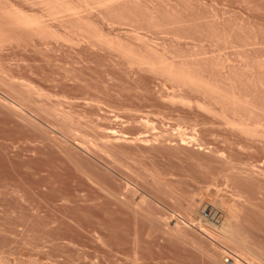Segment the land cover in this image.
I'll list each match as a JSON object with an SVG mask.
<instances>
[{
	"label": "rangeland",
	"instance_id": "rangeland-1",
	"mask_svg": "<svg viewBox=\"0 0 264 264\" xmlns=\"http://www.w3.org/2000/svg\"><path fill=\"white\" fill-rule=\"evenodd\" d=\"M27 1L0 6L66 40L0 45V264H264V127L226 119L264 122V0H124L83 26ZM145 44L220 96L135 63ZM203 205L236 211V240Z\"/></svg>",
	"mask_w": 264,
	"mask_h": 264
},
{
	"label": "bare ground",
	"instance_id": "bare-ground-1",
	"mask_svg": "<svg viewBox=\"0 0 264 264\" xmlns=\"http://www.w3.org/2000/svg\"><path fill=\"white\" fill-rule=\"evenodd\" d=\"M28 1H31L30 3H32V1L33 2L35 1V4L36 3L37 4L39 3L40 6H44L45 7L44 10L47 9L46 12L49 14V16H53L54 19L56 18V20H59V21L62 20L63 23H64V21L65 22L66 21L67 22L68 21H77V22L79 21L78 23L81 25V20L84 23L83 20H85V17H86L85 15L88 14V12H90V11L93 12V11H95V9H97L100 12V10L107 9V8L111 7L112 5L114 6V4L116 5V3H118V2H121L120 4H122L124 0H28ZM124 2H126V1H124ZM0 7H1L0 8V45H3L4 46V44L6 45V44H8V42L11 41L12 37L10 38L8 36L9 35L8 32H9L10 29H12V30L13 29L14 30H18V33H19V31H21V32L22 31L23 32L25 31V32H28V33L36 34V36H39L40 38L41 37L42 38L47 37V38H52L53 40L55 38H57L58 40H59V38L61 40H62V38L64 39V37H62L60 34H59V38H58L57 32L54 31V29L51 30V28L53 26L52 27L49 26L50 24L45 20V18L42 15L37 16L38 14L37 15L36 14H34V15L33 14H30V13L22 10L21 7L19 8L17 5H14L13 3L11 4V2L10 3L7 2L6 5H4V6L1 5ZM82 16L83 17L85 16L84 19H83ZM81 26H83V25H81ZM53 31H54V33H53ZM83 32H86L85 29H83ZM12 35L13 34H11V36ZM101 36L100 37L98 36L100 39H98L97 36L95 38L94 37L93 38L94 39H97L96 42L98 41V43L100 44L99 40H101V39H103L105 37V36L104 37H101ZM140 36H141V34H134L133 38H135V39L137 38L136 40H139L141 38ZM21 37H22V34H21ZM143 38H144V36H143ZM57 39H55V40H57ZM21 40L23 41V38ZM64 40H66V39H64ZM103 40H101V44L106 43L105 40H107V42H108V43H106L107 45L105 44V46H109L110 48H114V49H115L116 46H117L116 48L119 47L118 45L114 46V44L112 42L111 43H112L113 47H111V43H110V41H108V39H103ZM140 40H142V38ZM12 41H13V39H12ZM32 41H34V40H32ZM102 41H103V43H102ZM14 42H15V40H14ZM144 43H145V41H144ZM147 45H149V44H145L144 45V47L145 46L147 47L146 48V51L144 50L145 52H142L143 51L142 50L140 53H138V52L136 53V51L135 52L134 51H130V50H132V48H129L130 50L128 49V51H130L132 53V54H129V52L127 51V49L124 50L125 47L123 48V46L120 47L121 50H119V51H121V52L127 51L129 57L130 56H131V58L134 57V60H135L134 62L135 63L137 61L142 66L144 65V66H146L148 68H151L154 71L155 70H158V72L159 71L160 72H163L165 75L169 76L172 80L177 81L179 85L182 84V85H187L188 87H194V89L197 88L196 90L199 89V90L207 93L208 95H214L216 97L217 96H220V94H221V91L220 90L221 89L219 90L218 89L219 88L218 86L216 87V86H213L212 83H208L209 81L205 77H202L201 78V76H199V75L198 76L197 75L194 76L192 74L193 73L192 72V69L193 68L192 69L189 68V67H191V65L188 66L189 63H187V61H184V60L181 61L180 60L181 62H176L177 60L174 61V59L172 60L170 58H167V57L163 56V54H158V51L159 50L156 51V49H155L156 47H153L152 48L151 46H147ZM132 55H133V57H132ZM158 55H160V56H158ZM192 66H194V64ZM194 74H196V73H194ZM210 82H211V80H210ZM222 91H223V88H222ZM229 95H230V93H229ZM231 96H232V99L230 97L229 101H227V104L229 102V105H230V102H231V105H232V101L234 99L233 96L235 97V95H231ZM226 97H228L227 94H226ZM223 98H224V102L223 103H225V101L227 100V98H226V100H225V97H223ZM236 98H237V96L235 97L234 100H237L238 99V98L237 99ZM239 101L240 100H238V102ZM233 102H235V101H233ZM241 102L242 101H240V103ZM234 104H233V106H234ZM228 109H231V108H228ZM233 110H234V108H233ZM233 110H232V112H233ZM236 110H235V112H236ZM240 110H242V109L240 108ZM249 111H251V110H249ZM238 113H240V112H238ZM240 114H242V113H240ZM252 116L254 117L255 114L252 115ZM226 119H227V121H229V122H227L228 124L230 123L231 126H233L235 128H238L241 132H243V134H246V133H247L246 135L251 134L249 136H253L254 133L256 134L254 136H257L258 131L260 133V131H262L264 129L263 128L264 127V122H260V121L257 122V121H253L252 120V123H251V121H250L251 120V117L250 118H245V119H248V120L250 119L249 120L250 122H248L247 120H244L243 118L241 120L239 119V121H236V120H238L237 118H236V120L234 119L233 121L232 120L230 121V119L228 117ZM256 119H258V118H256ZM253 122H255V123H253ZM261 127L263 129H261ZM259 133H258V136H260ZM263 133H264V130L260 134L262 135ZM202 209H203L202 210L203 213H206L207 212V213H209V215L211 214L212 219H210V220H213L214 222H216V224L214 222H212V223H214V225H212V224L209 223L210 225H212V227L211 228H208V230H206L207 234H212L213 236H218V237H220L222 239L236 240V239H233L235 237V231H234V229H236V228H234V226H235L234 223H235L236 218H237L236 211L229 212V214L226 216V219H224L225 217H223V218L222 217H218L217 220H216L217 213L219 215L220 212L215 213V211H214L215 209L213 210V208H211L209 206H204V208H202ZM200 212H201V210H200ZM206 221H207V219H206ZM220 223H221V225H220L221 227L218 226V224H220ZM202 231H205V230H202ZM236 235H237V233H236ZM218 251H219V249H218ZM245 251L249 253L251 250L250 249L247 250L245 248ZM245 251H243V252H245ZM254 252H255V250L251 253V255ZM242 255H244V254H242ZM226 257H228V260H229V262H231V264H245L242 261L234 258V256H232L233 258L232 257L230 258V256H226ZM258 257L259 256L257 255L256 258H258ZM217 258H218L217 262L219 264H222L223 262H224L223 264H227L226 263V260H225L226 258H224L223 260L221 258H219V256ZM261 261H262V259H261ZM249 264H251V263H249Z\"/></svg>",
	"mask_w": 264,
	"mask_h": 264
}]
</instances>
